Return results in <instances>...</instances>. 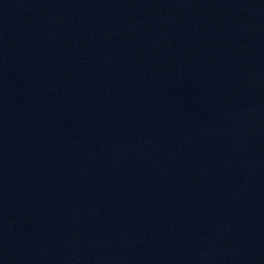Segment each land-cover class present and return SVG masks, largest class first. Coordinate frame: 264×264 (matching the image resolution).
I'll use <instances>...</instances> for the list:
<instances>
[{
  "label": "water",
  "instance_id": "95a60500",
  "mask_svg": "<svg viewBox=\"0 0 264 264\" xmlns=\"http://www.w3.org/2000/svg\"><path fill=\"white\" fill-rule=\"evenodd\" d=\"M0 264H264V0H0Z\"/></svg>",
  "mask_w": 264,
  "mask_h": 264
}]
</instances>
